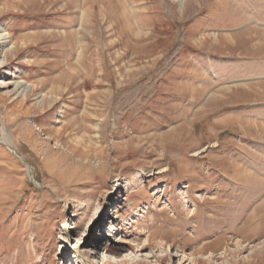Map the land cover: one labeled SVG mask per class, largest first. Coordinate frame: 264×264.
Segmentation results:
<instances>
[{
  "label": "rangeland",
  "instance_id": "374dc122",
  "mask_svg": "<svg viewBox=\"0 0 264 264\" xmlns=\"http://www.w3.org/2000/svg\"><path fill=\"white\" fill-rule=\"evenodd\" d=\"M0 35V264H264V0H0Z\"/></svg>",
  "mask_w": 264,
  "mask_h": 264
},
{
  "label": "bare ground",
  "instance_id": "6f19581e",
  "mask_svg": "<svg viewBox=\"0 0 264 264\" xmlns=\"http://www.w3.org/2000/svg\"><path fill=\"white\" fill-rule=\"evenodd\" d=\"M0 37H3V35H2V36L0 35ZM1 39H2V38H1ZM2 61H3V59H2L0 62H2ZM20 86H21V85H20ZM24 87H25V86H24ZM22 88H23V87H22ZM28 90H29V88L26 86V88H25V90L23 91V93H24V94L28 93ZM1 127H2V126L0 125V129H1ZM80 210H82V208H79V209H78V212H79ZM175 244H176V243H175ZM175 244H174V245H175Z\"/></svg>",
  "mask_w": 264,
  "mask_h": 264
},
{
  "label": "water",
  "instance_id": "95a60500",
  "mask_svg": "<svg viewBox=\"0 0 264 264\" xmlns=\"http://www.w3.org/2000/svg\"><path fill=\"white\" fill-rule=\"evenodd\" d=\"M14 152V154H16V151H13ZM29 167V166H28ZM30 168V167H29ZM31 178L33 179V177L31 176ZM34 180V179H33Z\"/></svg>",
  "mask_w": 264,
  "mask_h": 264
}]
</instances>
